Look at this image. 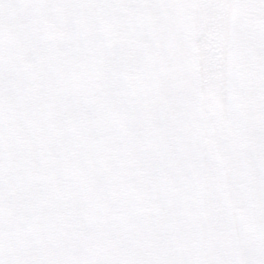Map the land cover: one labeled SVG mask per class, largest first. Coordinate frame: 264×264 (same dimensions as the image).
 <instances>
[{
    "label": "snow or ice",
    "instance_id": "snow-or-ice-1",
    "mask_svg": "<svg viewBox=\"0 0 264 264\" xmlns=\"http://www.w3.org/2000/svg\"><path fill=\"white\" fill-rule=\"evenodd\" d=\"M0 264H264V0H0Z\"/></svg>",
    "mask_w": 264,
    "mask_h": 264
}]
</instances>
